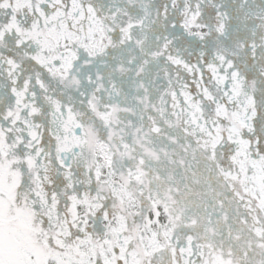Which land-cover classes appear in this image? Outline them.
Here are the masks:
<instances>
[{"label":"snow or ice","instance_id":"obj_1","mask_svg":"<svg viewBox=\"0 0 264 264\" xmlns=\"http://www.w3.org/2000/svg\"><path fill=\"white\" fill-rule=\"evenodd\" d=\"M0 264H264V0H0Z\"/></svg>","mask_w":264,"mask_h":264}]
</instances>
